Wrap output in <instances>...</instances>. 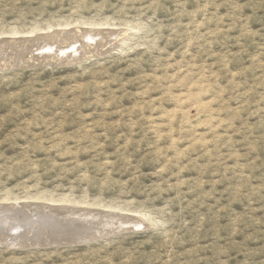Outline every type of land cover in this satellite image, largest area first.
<instances>
[{"label": "rangeland", "instance_id": "1", "mask_svg": "<svg viewBox=\"0 0 264 264\" xmlns=\"http://www.w3.org/2000/svg\"><path fill=\"white\" fill-rule=\"evenodd\" d=\"M19 202L136 219L0 264H264V0H0V214Z\"/></svg>", "mask_w": 264, "mask_h": 264}, {"label": "bare ground", "instance_id": "2", "mask_svg": "<svg viewBox=\"0 0 264 264\" xmlns=\"http://www.w3.org/2000/svg\"><path fill=\"white\" fill-rule=\"evenodd\" d=\"M100 24H102V23H100ZM50 27H51V25H50ZM12 33H17V32H12ZM78 34L80 36L84 37V35H83L84 33L78 32L77 35ZM74 36H76V35H73V37ZM38 37H44L45 39L47 38L48 40L53 41V42H63V43L66 42L65 44H67V42L69 40H71L72 36L69 33H67V32L64 33V32H61V30H60V31H54V33L48 31V33L40 34V35H38ZM76 37H78V36H76ZM19 39H17V40H19ZM38 39L41 40V38H38ZM22 40L24 41V38H22ZM31 40H32V38H31ZM19 43L21 44V42H19ZM34 43H38V41L37 42L34 41ZM38 44H40V43H38ZM2 45L3 44H1V46ZM6 46H8V44ZM23 47H25V46L23 45ZM55 48H56V45H55ZM85 49H87V48H85ZM105 49H106V47H105ZM86 51H89V50H86ZM86 54L88 55V53H86ZM18 55H19V53H18ZM21 56H23V54ZM6 57L8 59V57H10V56H6ZM81 57H83V56H81ZM23 58H24V56H23ZM33 58L34 57H32V56L29 57V59H31V61L32 60L35 61ZM18 59L20 60V58H18ZM6 60H4V61H6ZM24 62H26V61H24ZM15 63H16V61H15ZM34 65H36V64H34ZM172 118H174V117H172ZM41 203H46V202L42 201ZM13 204H12L13 207L12 206H11L12 208L10 207L14 211L11 216L4 214V213H3L4 215L0 214V244L5 243L7 246L13 245L14 247L15 246H17V247L25 246V245L28 246L29 244L33 245L36 243L43 244V245H46V244L53 245V244H65L67 242L68 243H71V242H77V243L90 242L92 240L97 239L99 236L107 235L109 233H114L116 231H119L120 229H126L127 230V228H129V227L131 229L132 225L134 224L133 219L134 218L136 219V217H134V215L129 214V212L127 213L126 210H124V208H120V209H122V211H124L123 214L118 213V212H120V211H118V210H120L118 208L117 209L118 212L112 213L111 211H114V209H113L110 211L111 213H107V214H109L108 219L112 223V224H110L109 221H103V220H106V218H105L106 214L105 213H101V211H96V210H94V208L89 209L90 207L88 205L87 206L89 208L88 207L85 208L86 206L81 208L82 205H81V207H78L80 205H78V206L75 205L77 207H73V206L67 207L66 206V208L65 207L63 208L62 205H64V204L57 206V205H54V202H53L52 205H44L43 207L37 208V210L38 209L41 211L44 210L49 215L53 216L52 220L44 218L45 223L47 224V226L44 227L42 225L40 212H37V211L35 212V209L33 212H30L31 208H33L31 206L32 203L30 204V203H26V202H19L15 205H13ZM47 204H48V202H47ZM66 205H68V204L66 203ZM15 206H17V207H15ZM109 207H111V206H109ZM16 209L17 210L19 209L20 211H17L15 213ZM41 213L43 214L44 212H41ZM116 217H118V218H116ZM39 219H40V222H39ZM138 220L136 221L137 223H138ZM38 224H39V226H37ZM27 248H29V246Z\"/></svg>", "mask_w": 264, "mask_h": 264}]
</instances>
